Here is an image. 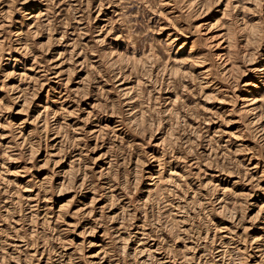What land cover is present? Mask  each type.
<instances>
[{
    "label": "rangeland",
    "instance_id": "rangeland-1",
    "mask_svg": "<svg viewBox=\"0 0 264 264\" xmlns=\"http://www.w3.org/2000/svg\"><path fill=\"white\" fill-rule=\"evenodd\" d=\"M0 264H264V0H0Z\"/></svg>",
    "mask_w": 264,
    "mask_h": 264
}]
</instances>
